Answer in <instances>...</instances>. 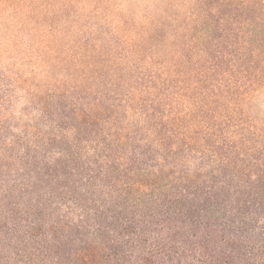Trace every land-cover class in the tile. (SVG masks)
<instances>
[{
  "label": "rangeland",
  "instance_id": "1",
  "mask_svg": "<svg viewBox=\"0 0 264 264\" xmlns=\"http://www.w3.org/2000/svg\"><path fill=\"white\" fill-rule=\"evenodd\" d=\"M99 169L264 187V0H0L1 220Z\"/></svg>",
  "mask_w": 264,
  "mask_h": 264
},
{
  "label": "trees",
  "instance_id": "2",
  "mask_svg": "<svg viewBox=\"0 0 264 264\" xmlns=\"http://www.w3.org/2000/svg\"><path fill=\"white\" fill-rule=\"evenodd\" d=\"M95 172L83 184L51 177L38 202L10 208L0 218V264H264V187L185 181L142 198Z\"/></svg>",
  "mask_w": 264,
  "mask_h": 264
}]
</instances>
